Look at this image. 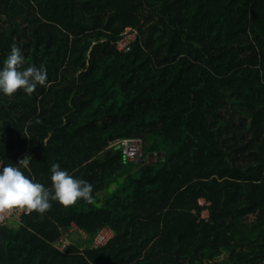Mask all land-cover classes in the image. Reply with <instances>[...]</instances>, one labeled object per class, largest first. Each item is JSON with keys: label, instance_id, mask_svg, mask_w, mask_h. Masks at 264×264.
Here are the masks:
<instances>
[{"label": "trees", "instance_id": "1", "mask_svg": "<svg viewBox=\"0 0 264 264\" xmlns=\"http://www.w3.org/2000/svg\"><path fill=\"white\" fill-rule=\"evenodd\" d=\"M14 44L47 86L0 93V164L49 189L59 164L93 202L1 226L0 264H264V0H0V66Z\"/></svg>", "mask_w": 264, "mask_h": 264}, {"label": "clouds", "instance_id": "2", "mask_svg": "<svg viewBox=\"0 0 264 264\" xmlns=\"http://www.w3.org/2000/svg\"><path fill=\"white\" fill-rule=\"evenodd\" d=\"M25 57L17 45H12L0 66V93L13 95L18 90L32 94L38 86H47V69L44 66L24 67ZM32 157L25 155L18 162L0 164V208L24 207L44 213L51 208V201L70 206L78 200L93 202L92 185L71 175L59 164L53 163L51 189L36 181L24 170L31 171Z\"/></svg>", "mask_w": 264, "mask_h": 264}, {"label": "built area", "instance_id": "3", "mask_svg": "<svg viewBox=\"0 0 264 264\" xmlns=\"http://www.w3.org/2000/svg\"><path fill=\"white\" fill-rule=\"evenodd\" d=\"M136 31L131 28H126L125 31L122 33L121 38L116 43V48L118 51L126 52L129 50L130 44L135 40ZM111 146H118L121 150V153L126 160H134L136 156H138L141 152V141L139 139H129L123 138L118 139L111 143ZM200 204H204L200 201ZM30 210H27L24 207H10V208H0V227L7 225L12 221H16L19 219L21 214L25 213L28 214ZM207 217V216H206ZM202 214V218H206ZM70 232H77L79 235L84 237L83 233L77 229L74 225L71 227ZM113 233L112 231L107 228H101L92 240V244L90 245L91 248H101L107 244V242L112 238ZM70 244V241L65 235L56 240L55 247L59 251H64L66 247Z\"/></svg>", "mask_w": 264, "mask_h": 264}, {"label": "rangeland", "instance_id": "4", "mask_svg": "<svg viewBox=\"0 0 264 264\" xmlns=\"http://www.w3.org/2000/svg\"><path fill=\"white\" fill-rule=\"evenodd\" d=\"M159 158H160V155H159V156H158V155H149V154H147V155H143L142 152H140V154H139L138 156H136V157L134 158V160H132V161H134V162H136V163H144V162H148V161H152V162H154L155 160H158ZM114 186H115V185H112V186L110 187V190L113 189ZM103 194H104V193H100V194L98 195V197H102ZM200 201L203 203V200H200ZM202 214L206 217V216H207V211H204ZM75 238L77 239V237H75ZM72 241H73V239H72Z\"/></svg>", "mask_w": 264, "mask_h": 264}, {"label": "water", "instance_id": "5", "mask_svg": "<svg viewBox=\"0 0 264 264\" xmlns=\"http://www.w3.org/2000/svg\"><path fill=\"white\" fill-rule=\"evenodd\" d=\"M152 155H159V154H152ZM162 161H163V159H162ZM148 162H152V161H148Z\"/></svg>", "mask_w": 264, "mask_h": 264}]
</instances>
